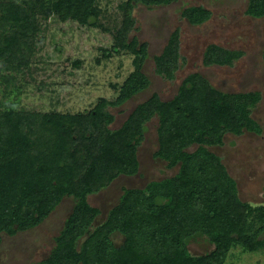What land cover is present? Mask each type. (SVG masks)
<instances>
[{
	"label": "trees",
	"instance_id": "1",
	"mask_svg": "<svg viewBox=\"0 0 264 264\" xmlns=\"http://www.w3.org/2000/svg\"><path fill=\"white\" fill-rule=\"evenodd\" d=\"M78 1L57 0L47 12L62 20L74 18L83 25L96 26V19L89 13L75 10ZM247 14L264 18V0H252ZM184 17L192 25H201L211 13L192 8L185 11ZM29 21L28 14L19 7L14 17L3 22L7 27L11 23L26 27ZM17 41L6 38V48L16 46ZM174 46L177 48L172 40L165 54L156 59L157 73L169 79L172 73L165 67L174 57ZM128 49L136 57L135 71L119 90L117 100H103L89 117L4 115L2 125L8 131L0 134V245L4 234L14 237L38 228L65 198L72 197L75 209L56 239L50 258L35 264H226L236 247L248 253L264 250V226L255 231L256 222L264 223V207L241 202L237 182L228 174L222 158L209 151L210 147H222L225 135L230 133L263 134V128L253 119L261 95L229 96L215 91L199 75L185 82L173 102L156 99L161 143L157 156L168 158L170 168L181 165L179 174L152 183L143 191H127L112 213V222L100 234H89L96 210L87 204L88 198L101 188L108 174L110 181L119 174H135V139L151 115L144 105L122 129H109L115 120L109 107H122L151 86L143 72L147 46L138 50L135 42ZM241 57L242 53L210 47L205 64L229 66ZM92 123L99 131L91 139L83 134L82 139L86 138V143L95 141V150L89 144L86 148V143L82 150L80 131ZM193 145H198V150L186 152ZM80 174L83 178L76 182ZM88 234L89 240L79 250L82 238ZM115 234L125 237L121 247L112 239ZM203 237L214 245V250L193 255L190 243Z\"/></svg>",
	"mask_w": 264,
	"mask_h": 264
},
{
	"label": "rangeland",
	"instance_id": "2",
	"mask_svg": "<svg viewBox=\"0 0 264 264\" xmlns=\"http://www.w3.org/2000/svg\"><path fill=\"white\" fill-rule=\"evenodd\" d=\"M56 1L0 0V134L8 131L2 125L8 113L29 118L48 114L89 117L103 100L116 101L119 90L135 71L136 57L128 46L137 42L139 50L146 45L148 53L143 72L151 81L149 89L122 107L108 109L115 117L109 126L113 132L122 129L142 106L150 110L135 139L138 168L135 174H119L112 181L108 174L101 188L88 198L87 204L96 210L89 234H100L112 222V213L127 191H143L152 183L179 174L181 165L170 168L168 158L157 156L161 143L156 99L173 102L185 82L196 75L215 91L229 96L260 93L262 100L253 119L263 128V134L230 133L225 135L222 147H210L209 151L222 158L228 174L237 182L241 202L264 207V18L247 14L252 0H170L167 5H158L159 0H79L75 10L89 13L96 19V26L83 25L74 18L62 20L47 12ZM19 7L30 21L26 27H15L14 23L7 27L4 19L14 17ZM192 8L209 11L211 18L192 25L184 17ZM9 37L19 41L8 50L5 40ZM172 40L177 48L174 46L171 64L165 67L172 73L169 79L157 73L156 59L165 54ZM210 47L242 53V57L234 65L206 66ZM97 128L92 123L80 131L82 150L86 138L94 137ZM86 144V148L89 144L95 150V141ZM198 148L193 145L186 152L193 154ZM75 206V200L67 197L38 228L14 237L4 234L0 264H35L49 259ZM263 226L256 222L255 231ZM89 234L82 238L79 250ZM112 239L117 247L125 242L120 234ZM189 250L201 256L212 252L214 245L203 237L193 240ZM226 264H264V250L248 253L236 247Z\"/></svg>",
	"mask_w": 264,
	"mask_h": 264
}]
</instances>
